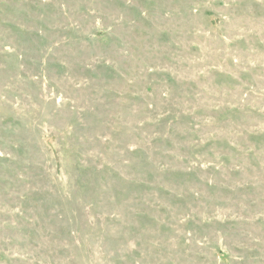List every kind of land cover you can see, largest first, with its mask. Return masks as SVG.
<instances>
[{"label":"rangeland","instance_id":"374dc122","mask_svg":"<svg viewBox=\"0 0 264 264\" xmlns=\"http://www.w3.org/2000/svg\"><path fill=\"white\" fill-rule=\"evenodd\" d=\"M0 264H264V0H0Z\"/></svg>","mask_w":264,"mask_h":264}]
</instances>
